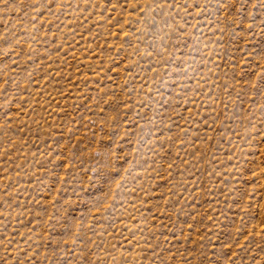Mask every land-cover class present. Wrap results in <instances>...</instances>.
Wrapping results in <instances>:
<instances>
[{
  "label": "rangeland",
  "instance_id": "obj_1",
  "mask_svg": "<svg viewBox=\"0 0 264 264\" xmlns=\"http://www.w3.org/2000/svg\"><path fill=\"white\" fill-rule=\"evenodd\" d=\"M116 5L0 0V264H264V3Z\"/></svg>",
  "mask_w": 264,
  "mask_h": 264
},
{
  "label": "snow or ice",
  "instance_id": "obj_2",
  "mask_svg": "<svg viewBox=\"0 0 264 264\" xmlns=\"http://www.w3.org/2000/svg\"><path fill=\"white\" fill-rule=\"evenodd\" d=\"M58 0H49V4L50 5H54L55 3H57ZM240 0H231V2H228V0H216V3H217V7L221 9V11H224L225 9H231V8H234L235 5L237 3H239ZM106 3H111V0H106ZM172 3L173 4H176L177 3V0H172ZM248 3H251V0H248ZM258 3H264V0H258ZM64 5L62 4V7ZM116 6H119V0H117V5ZM196 7H199V4L197 3L195 5ZM256 5H253V7H255ZM180 7H184V8H187V4H181ZM113 10H115V7L113 8ZM228 15H231L230 12H228L226 15H225V18H224V22H225V30H227L229 27H231V24L230 22L228 21ZM119 22V21H117ZM251 26H249L250 28ZM11 243V242H9Z\"/></svg>",
  "mask_w": 264,
  "mask_h": 264
}]
</instances>
